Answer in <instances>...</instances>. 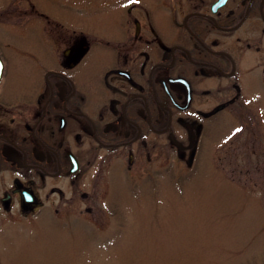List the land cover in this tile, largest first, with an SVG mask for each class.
Masks as SVG:
<instances>
[{
	"label": "flooded vegetation",
	"instance_id": "obj_1",
	"mask_svg": "<svg viewBox=\"0 0 264 264\" xmlns=\"http://www.w3.org/2000/svg\"><path fill=\"white\" fill-rule=\"evenodd\" d=\"M7 2L40 46L0 43V226L90 211L104 176L193 162L264 79V0Z\"/></svg>",
	"mask_w": 264,
	"mask_h": 264
},
{
	"label": "rangeland",
	"instance_id": "obj_2",
	"mask_svg": "<svg viewBox=\"0 0 264 264\" xmlns=\"http://www.w3.org/2000/svg\"><path fill=\"white\" fill-rule=\"evenodd\" d=\"M24 20L0 13L2 45L40 46L33 21L23 40L6 24ZM245 93L193 162L104 176L90 211L44 207L1 225L0 264H264V79Z\"/></svg>",
	"mask_w": 264,
	"mask_h": 264
}]
</instances>
